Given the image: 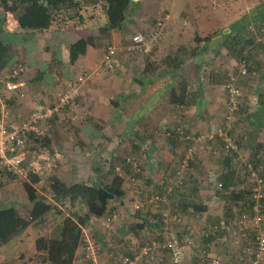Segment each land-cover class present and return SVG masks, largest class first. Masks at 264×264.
Listing matches in <instances>:
<instances>
[{"label": "rangeland", "instance_id": "374dc122", "mask_svg": "<svg viewBox=\"0 0 264 264\" xmlns=\"http://www.w3.org/2000/svg\"><path fill=\"white\" fill-rule=\"evenodd\" d=\"M215 1L221 6L212 10L214 16L210 18H217L220 21L230 19L227 15L232 17L235 13L242 14L243 10L252 11L254 7L264 2V0ZM159 2L160 0L133 1L131 11L135 13L140 9L151 10ZM233 5L237 8H233ZM232 25L226 27L229 29L228 31L225 29L227 33L233 28ZM222 32L221 37H224ZM242 35L237 50L226 48L223 53L213 50L207 55L205 49L198 50L199 53L195 56L196 63L201 64L196 72L197 77L190 73L191 71L186 75L188 78L192 76V81L200 85L202 93L196 91L193 86L186 94L182 87L178 94L180 97L176 98H182V102L172 103L171 90L164 89L161 101L163 103L157 106L162 113L164 112L163 115L153 114L151 117L146 114L148 97L146 95L153 93L156 88L158 92L164 83L163 79L160 80L163 83L159 87L150 92H142L145 97L140 94L133 99L117 100L111 98L112 92L107 97L102 96L103 101H99L102 103L99 105L97 117L90 110L91 105L84 109L89 99L82 104L81 99L84 96L82 92L78 106L72 107L71 112L76 110L79 113L82 104L84 109L81 108L82 111L93 115L92 120L89 118L84 122L85 130L80 132L82 127L80 125L83 123L80 125L79 122L71 123L77 120L60 122L63 127L50 131L53 133L51 136L44 130V133H41L44 140L30 148L28 162L25 164L28 171L38 172L42 176L41 181L34 185L56 205L41 220L44 233H49V230L70 212L80 210L81 213H86L85 204L75 193L76 186H82L89 174H94L98 179L108 180L114 175H121L126 194L122 199H114L111 202L113 209L107 214L115 215L116 218L112 221L110 230L105 229L102 222L97 219H93L92 225L87 227L90 236L98 244H103V240L108 243L114 242L115 245H121L119 252L125 253L131 251L130 245H134L132 251L143 247L147 244L148 238L156 239L162 244L166 243L167 239L177 238L183 241L189 239L190 244L185 248L184 264H199L202 260L207 262L213 258H219L221 264H229L226 263V255L231 253L239 255L241 245L245 248L250 247L253 240L252 230L237 222L242 212L249 213L248 206L242 209L237 207L238 203L242 202L230 199L229 195L231 191L240 192L253 188L251 183L254 181L248 171L251 165L253 167V161L264 155V120L256 118L255 112L258 106L256 97L261 95L264 89V39L262 40L254 23L243 31ZM249 38H254L255 44L244 48L243 44H246ZM209 43L210 48L212 42ZM120 54L127 61L132 58L126 51ZM249 54L252 56L251 62L254 67L247 75L242 76L239 73V63L242 55ZM139 58L141 63L142 56ZM104 69L108 74L117 73L116 69ZM230 75L238 77L237 84L243 93L239 109L232 114L229 112L228 94L225 90V83L228 82ZM88 97L91 98L90 95ZM107 98L108 101L110 99L116 101V106L113 107L115 109L106 102ZM144 114L149 116L148 120L142 118ZM230 115L232 118H229ZM140 117L141 119H138ZM49 124L51 125V122ZM46 129H49V126ZM89 133L91 135H87ZM229 143L234 146L230 151ZM143 147H146V151H142ZM228 158L232 160V169L236 176L232 177L233 185L227 191L220 189L223 187L219 183L222 180H215L211 173L228 174L224 168L225 163L229 161ZM128 159H131L132 164L128 165ZM30 162L34 165L30 166ZM95 166L97 167L94 168ZM113 166L115 170L112 169ZM138 170L141 174L136 177L134 171ZM261 170L262 165L256 171ZM12 176L2 177L0 197L2 195L7 199L12 196L16 198L25 214L30 210L29 193L24 184L13 180ZM24 176L27 177L26 174ZM56 178L70 187L67 198L61 202H54L52 196L51 183ZM196 186L200 188L199 195L202 196L200 201L206 206L205 211L195 213L178 209L174 212L173 200L179 194V190L188 191L189 198L193 200L196 197L191 190ZM136 205L140 209H137ZM29 213H26L28 214L26 217H29ZM139 213L150 219L153 218V214L160 215L163 217V224L151 228L139 217ZM164 213L168 216H164ZM176 213L184 215L181 216L180 222H178L180 218H176ZM174 221L179 223V230L176 224L173 225ZM222 221L226 223L224 229ZM215 226H220L217 237L208 239L207 233ZM227 226L230 227L229 231L225 230ZM156 235L163 238L157 239ZM127 238L131 244L124 246L120 240ZM228 249L229 253L226 251ZM223 253H226L225 256ZM158 255L160 253H153L148 263L176 264L169 251L161 249L162 258ZM242 260L234 264H248L247 258Z\"/></svg>", "mask_w": 264, "mask_h": 264}, {"label": "crops", "instance_id": "0c3cea01", "mask_svg": "<svg viewBox=\"0 0 264 264\" xmlns=\"http://www.w3.org/2000/svg\"><path fill=\"white\" fill-rule=\"evenodd\" d=\"M76 1L77 5L57 11L51 26L39 32L21 29L18 22L0 8V45L8 46L13 55L8 62L0 64V112L4 108L10 111L13 126H22L26 123H22V121H29L31 115L39 107L50 106L57 102L63 83L75 78L82 72L91 73V78L83 91L82 104L86 99H89L87 104L85 103L84 109L91 105L92 109L90 110L96 117L98 116L96 114L99 111V105L102 103L99 101H103L102 96L107 97L112 92L111 98H117V100L133 99L136 95H142V92H150L164 82L158 92H156V88L153 93L150 92V95H146L148 96L146 114L151 117L153 114L159 115L162 112L157 106L163 103L161 101L163 100L164 89L171 90L172 103H175V99L180 97L178 94H180L179 91L182 87L186 90V94L193 86H195L196 91H201L200 85H196L192 81V76L190 75L188 78L186 75L187 72L191 71L190 73H194L197 77L196 72L201 64V62L199 65L196 63L195 56L198 55V50L205 49L206 55L213 50H219L223 53L227 46L224 45V37H221V31H223V35L226 34V30H229L226 29L227 26L231 27L235 21L251 12L249 9L243 10L240 15H236V13L232 17L227 15L230 19L225 18L220 21L217 18H210L214 16L212 10L215 9V0H160L154 9H140L134 13L131 11L133 1L142 2L146 0H132L123 28L101 33L100 29L107 23L104 3L100 1L96 3H89L86 0ZM232 7L234 8L236 5ZM165 14H169L170 18L166 21L162 34L154 41L152 50L149 53L142 51L131 53L130 61L122 58V54L118 55L117 73L108 74L102 62L106 49L110 45L126 48L132 43V37L140 31L150 34L152 30L158 29L157 22ZM196 35L199 36V40L195 39ZM207 36H210V40H206ZM90 37L93 38L92 43L88 44L86 52L72 63L70 61L71 45L79 39ZM209 42H212L210 48ZM124 56L126 55L124 54ZM139 56H142L141 63ZM169 57L179 58L183 64L181 67L171 69L162 63L165 58ZM19 64L23 66L22 72L17 76H12L13 70ZM164 69L169 71L165 75H163ZM162 79L163 82L160 81ZM89 95L93 100L88 97ZM142 96L145 97V95ZM256 98L258 103L255 111L256 118L264 120V111H261L264 108L263 105L261 106V101L264 99L261 95H257ZM108 100L107 98L106 102H109L112 108L116 106V101ZM201 101L203 102V99ZM81 108L79 118L71 123L79 122V125L83 123L80 125L82 126L80 129L82 133L85 130L84 122L89 118L92 120L93 115L87 112L85 114ZM68 113L69 111L66 112V115ZM146 114L142 118L148 120L149 116ZM61 118H57L51 125L49 124L51 121H46L50 118L41 120L36 125V133L43 134L46 130L51 136L53 133L50 131L63 127L60 125ZM48 126L49 129H46ZM142 151H146V147H143ZM211 174L213 175V172ZM11 175H13V180L19 181L25 187L29 184L33 186V189H36L35 185L29 181L28 176L21 175L17 171H9L0 164V184L2 177H10ZM12 197L7 199L1 195L0 207L14 206L20 215L26 217L28 215L26 213L31 211L33 203H29L28 210H30L23 214L22 205L17 203L16 198ZM208 212L210 211L208 210ZM38 221L32 223L0 248V264H24L26 252L36 243L38 238L47 234L42 230L43 221ZM228 226L225 230L229 231L230 227L228 228ZM241 239L243 238L241 237ZM244 240L246 241V239ZM120 242L121 244L124 243V246L131 244L129 238L120 240ZM251 245L248 248L241 245L239 255L237 253L226 255V263L234 264L241 259L245 260L246 251L252 247ZM130 246L132 253H138L142 248L132 251L134 245ZM121 248V245H115L114 242L98 244L97 264H121V257L123 256L119 252ZM226 251L228 252L229 249ZM225 254L223 253V256ZM148 259H145L143 264H150ZM30 264H36V258L32 259ZM74 264H95L84 258L82 241H80L77 249Z\"/></svg>", "mask_w": 264, "mask_h": 264}, {"label": "trees", "instance_id": "16d2710c", "mask_svg": "<svg viewBox=\"0 0 264 264\" xmlns=\"http://www.w3.org/2000/svg\"><path fill=\"white\" fill-rule=\"evenodd\" d=\"M86 1L89 3H96L99 1L104 3L107 23L100 29L101 33L122 29L126 20L127 12L132 2V0ZM77 4L78 3L76 0H0V8H2L5 13L10 14V16L18 22L21 29L33 32H39L48 29L51 26L57 11L65 7L75 6ZM253 23L263 40L264 2L257 5L250 13L246 14L240 20H238L237 23L232 25L233 28L230 29V32L224 34V45L229 49L237 50L236 47L239 45V41L241 40L240 38L243 37L242 32H245L247 28ZM92 39V37L87 39L82 38L71 45L70 61L72 63H74L80 55L86 52L88 44L92 43ZM195 39L199 40L200 38L198 35H196ZM206 40H210V36H207ZM254 44V38H249L247 39L246 44L244 43L243 45L244 48H247L248 46H253ZM0 55V64L6 61L8 62L13 56L12 50H10L8 46L2 45H0ZM242 58H244L247 62L248 71L253 70L254 65L251 62V54L242 55ZM162 63H165L167 66H169V68L174 69L181 67L183 61L179 58L175 59L174 57H169L165 58ZM167 72L169 71L164 69V73H162L165 75ZM229 79L230 78H228L227 81ZM261 97L264 99V90L261 92ZM180 102H182V98L175 99V103ZM262 105L264 106V101H261V106ZM261 111H264V108L261 109ZM55 116L56 115L52 116L48 121L53 123L57 120V118H61L60 115H57L56 117ZM61 121L65 122V120L62 119ZM36 132L37 131H30L27 134L29 148H33V145H36L37 142H40L43 139L41 134ZM263 156L264 155H261V157L259 156L255 161H253V167L251 165L250 171H248L250 178L251 171H255L260 177L264 178V172H262L264 171ZM228 159L229 161L225 163V170L228 172V174L222 173L218 175H212L215 180H222L219 182L223 186L220 189H225L227 191L229 187L233 185L232 177L235 175L232 169V160L231 158ZM128 165H130V163H128ZM260 165H262L263 170H261V172H257L256 170L260 168ZM96 167L97 166L94 168ZM112 169L115 170L114 166ZM113 170H111L112 174L114 173ZM134 173L136 177L141 174L140 171H134ZM27 176L32 184H37L42 179V176H40L38 172L31 170L28 171ZM123 181L124 179L121 175H114L113 178L108 180L98 179L94 174H89L87 181L82 186H76L75 193L76 196L85 204L87 209L86 213H81L80 210H75L64 215V217L55 225V227L52 228L49 233L38 238L36 243L26 252V260L24 264H30V261L34 258H36V264H74L77 255V249L82 239L83 228L92 225L91 223L93 219H101L109 215L107 213L111 212L113 209L111 208V202L114 199H122L126 194L123 187ZM251 185L254 187L255 183L252 182ZM26 186L30 201L33 203L29 217L20 215L14 206L0 207V248L27 227H29L33 222L37 220H43L46 214L56 206L55 204L51 203V201H49L40 191L33 189V186L29 184ZM51 189L54 202H61V200L63 201L64 198H67L66 196L70 192V187H68L58 178L53 179L51 183ZM199 191V186H196L193 188V190H191V192H193L196 197L192 200L189 198L188 191L185 192L183 189H180L179 194H177L173 200V205L175 206V209H173L174 212H177L178 209L183 210L184 212L190 210L195 213H201L205 211L206 206L203 205L202 201H200L202 196L199 195ZM229 198L234 201L242 202L241 204L238 203L237 205V207H240L241 209L248 206L247 208L249 214L253 215V212L251 211L254 204L253 188L240 192L231 191ZM229 212H231V209H229ZM60 213L62 214V212ZM176 214V218H180L178 219L179 221H176L180 222L181 216L184 215L181 213ZM138 215L151 228H153L154 225L163 224V217L160 215L153 214L152 219L140 213ZM164 216H168V214L164 213ZM173 223V225L176 224L175 226L179 230V223L175 221ZM142 226L143 225H141V227ZM215 234L216 235H214V233L210 234L208 239L216 238L218 233L216 232ZM160 235H156L155 237L157 239L161 237L162 239L163 236ZM151 239L148 238V241ZM252 239V245L250 244L251 246H253L254 236H252ZM102 242L105 243L104 240ZM121 254L131 255L132 252L128 251Z\"/></svg>", "mask_w": 264, "mask_h": 264}, {"label": "built area", "instance_id": "2783aa9c", "mask_svg": "<svg viewBox=\"0 0 264 264\" xmlns=\"http://www.w3.org/2000/svg\"><path fill=\"white\" fill-rule=\"evenodd\" d=\"M214 5L215 7L221 6L218 1H214ZM169 18L170 15L165 14L159 19L157 22L158 29L152 30L150 34L142 31L135 34L132 37V43L126 48L110 45L104 52L102 59L103 66L108 70H115L117 57L123 51H126L127 54L136 51L149 53L152 50L154 41L162 34L163 27ZM22 70L23 66L19 64L13 70L12 76L19 75ZM239 73L242 76L248 74L247 62L244 58H242L239 63ZM90 78L91 73L82 72L75 78L64 82L58 96V101L55 102L54 105L39 107V109L31 115L30 120L20 127L11 124L10 111L4 108L0 112V164L9 171L17 170L21 175H27L28 169L26 165L30 153L29 144L27 142L28 132L37 131V123H40L43 119L51 118L54 115H60L62 117L61 119L66 122L77 120L79 118L78 111L74 110L71 112V109H73L72 107L78 106V100L81 98L82 92ZM237 81L238 77L236 75H231L230 79L225 84V90L228 94L227 105L231 114L239 109L243 97L242 90L237 84ZM68 110L69 113L66 115ZM229 118H232L231 115ZM229 146V151L234 148L231 143H229ZM128 163L132 164L131 159H128ZM29 164L30 166L34 165L33 162ZM251 178L255 183L253 187L254 204L251 210L253 215L242 212L237 222H239L240 225L243 224L250 227L254 236L253 246L246 251L247 256L245 258H247V263L264 264V178L260 177L255 171H251ZM136 208L140 209L138 205H136ZM115 218V215H108L101 219H97V221H101L105 229L110 230L111 223ZM221 223L222 228L226 226L224 221ZM219 227L215 226V228L207 233V236L213 233L215 235ZM81 241L84 249V258L87 261L97 264L99 255L98 244L97 241L90 236L87 227H84L82 230ZM187 244H190L189 239L183 241L173 238L168 239L164 244L156 239H152L141 248L140 252H134L131 255H123L121 257V264H143L144 260L151 257L153 253H160L161 255V249L169 251L176 264H184L185 248ZM199 264H221V260L219 258H213L209 261L207 260V262L202 260Z\"/></svg>", "mask_w": 264, "mask_h": 264}]
</instances>
